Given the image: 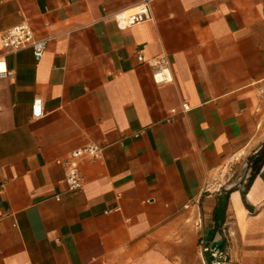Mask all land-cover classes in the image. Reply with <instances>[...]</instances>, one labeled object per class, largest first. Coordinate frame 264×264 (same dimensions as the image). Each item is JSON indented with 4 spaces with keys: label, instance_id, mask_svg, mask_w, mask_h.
Wrapping results in <instances>:
<instances>
[{
    "label": "crops",
    "instance_id": "1",
    "mask_svg": "<svg viewBox=\"0 0 264 264\" xmlns=\"http://www.w3.org/2000/svg\"><path fill=\"white\" fill-rule=\"evenodd\" d=\"M142 1L0 0V39H48L39 60L0 42V264H205L222 230L230 264H264V165L225 175L264 144V0H155L119 29ZM91 143L68 191L57 160Z\"/></svg>",
    "mask_w": 264,
    "mask_h": 264
},
{
    "label": "built area",
    "instance_id": "2",
    "mask_svg": "<svg viewBox=\"0 0 264 264\" xmlns=\"http://www.w3.org/2000/svg\"><path fill=\"white\" fill-rule=\"evenodd\" d=\"M155 0H143L133 11H119L114 14L116 24L119 29L125 30L137 24L152 21V3ZM1 45L9 52H16L25 48H32L36 59H40L45 52L48 44V39H38L35 36L33 27L27 21L16 25L1 35ZM140 60H143L140 57ZM151 65H156L154 61ZM158 73H161L162 80L169 79L167 66L162 64ZM13 71L7 67V62L4 56L0 57V79L12 76ZM156 74V79H157ZM257 95L262 103H264V79L257 84ZM44 115L43 101L41 98H36L32 104V117L39 119ZM101 145L91 143L83 148L72 151L66 159H58L57 163L62 164L66 168L65 183L68 191H78L83 187L80 167L84 161H95L101 158L103 153ZM249 177V176H248ZM221 188V186H220ZM206 188V191H209ZM188 207L187 205L185 206ZM225 235V237L223 236ZM227 230H222V236H219L213 241L207 240L204 236L200 237L198 247L205 258V264H230L227 243L229 239ZM223 241L221 247H217L214 243ZM226 243V244H225Z\"/></svg>",
    "mask_w": 264,
    "mask_h": 264
},
{
    "label": "trees",
    "instance_id": "3",
    "mask_svg": "<svg viewBox=\"0 0 264 264\" xmlns=\"http://www.w3.org/2000/svg\"><path fill=\"white\" fill-rule=\"evenodd\" d=\"M263 165H264V144L258 152H256L253 156L250 157V159L248 161V167L250 169V175H249L248 180L246 182V187H248L250 185L251 181L260 172ZM228 192H230V190L227 191L226 193H228ZM226 196L227 195H224V197L222 199H220V201L218 203V210H216V218L217 217L220 218L221 215H223V213L225 211V206H226V202H227Z\"/></svg>",
    "mask_w": 264,
    "mask_h": 264
},
{
    "label": "rangeland",
    "instance_id": "4",
    "mask_svg": "<svg viewBox=\"0 0 264 264\" xmlns=\"http://www.w3.org/2000/svg\"><path fill=\"white\" fill-rule=\"evenodd\" d=\"M233 170L230 172H226V176H228L227 174L230 175H235V178H237L238 176L241 177V178H244L246 177V172H247V168H248V163L245 164L244 166H241L240 164H237V165H234L232 166ZM238 177V178H239Z\"/></svg>",
    "mask_w": 264,
    "mask_h": 264
},
{
    "label": "water",
    "instance_id": "5",
    "mask_svg": "<svg viewBox=\"0 0 264 264\" xmlns=\"http://www.w3.org/2000/svg\"><path fill=\"white\" fill-rule=\"evenodd\" d=\"M214 245L217 247H221L223 245V241H218V242L214 243Z\"/></svg>",
    "mask_w": 264,
    "mask_h": 264
},
{
    "label": "bare ground",
    "instance_id": "6",
    "mask_svg": "<svg viewBox=\"0 0 264 264\" xmlns=\"http://www.w3.org/2000/svg\"><path fill=\"white\" fill-rule=\"evenodd\" d=\"M157 80H158V81H161V80H162V75H161V73H158V74H157Z\"/></svg>",
    "mask_w": 264,
    "mask_h": 264
}]
</instances>
